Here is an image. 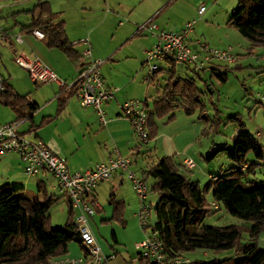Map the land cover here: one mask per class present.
Instances as JSON below:
<instances>
[{
	"label": "rangeland",
	"instance_id": "obj_1",
	"mask_svg": "<svg viewBox=\"0 0 264 264\" xmlns=\"http://www.w3.org/2000/svg\"><path fill=\"white\" fill-rule=\"evenodd\" d=\"M47 1L54 11L62 13L66 34L79 52L86 48L83 41L88 40L92 59L102 61L100 72L105 83L121 88L115 96L120 103L130 99L146 98L151 107V100L162 91L169 76L167 71H163L158 73L153 82L148 83L145 80L147 72L143 63L145 50L152 47L156 38L147 31L136 34L137 27L149 19H152V23L158 26L159 30L164 31H180L185 29L187 23L194 22L188 39H198L209 48L226 51L235 57L231 64L215 61L222 65L228 64L231 68L226 70L225 80L220 79L216 73L212 74L210 68L200 70L201 79H197V86L203 91L201 97L203 110L197 107L192 114H187L179 108L174 111V119L170 122H166L167 116L157 118L159 126L157 135L146 143L141 142L133 132L134 143L140 145L143 152L151 151L153 158L173 155L176 161L189 157L193 162V168L190 169L191 179L198 181L204 188L211 177L210 174H220L235 165L227 157L226 151L216 150L224 145L230 147L232 138L241 125L264 145V50L257 47L252 52L248 51V41L236 28L228 24L229 16L238 0ZM35 2L36 0H14L0 7V28L8 30V39L11 42L9 45L8 41H0V75L8 76V81L16 91L21 94L29 93L32 111L38 107L43 108L44 102L51 96L50 87L57 89L56 83H34L27 71L13 61L15 55L20 52L24 56H31L25 40L18 44L15 36L19 34V24L28 22V16L22 11L30 8ZM201 6L204 10L200 15L198 9ZM20 35L22 39L27 37L34 41L35 45L44 46L43 41L35 39L32 34ZM52 50L61 54L58 49ZM236 64L238 66L234 68ZM193 71L192 67L186 69L185 66H175L177 77L192 76ZM74 101L79 109L84 110L76 99ZM45 106V111L49 112L53 110L54 103L49 101ZM0 119L1 123L4 122L3 119H12V112L1 103ZM59 122L61 125V120ZM63 126L70 142L74 137H81V127L77 124L72 125L66 119ZM68 126L70 127L67 128ZM30 136L25 135L27 138ZM246 159L249 162L255 160L252 152L246 154ZM143 164L140 160L132 164L130 170L142 177ZM254 167V173L245 171L242 177L244 181L252 180L256 183L264 181V163L260 162ZM46 182L49 192L62 195L55 188V181L51 175L48 174ZM145 182L149 187L146 201L151 204L148 223L152 225L156 219L154 207L158 197L157 193L151 190L152 178L148 177ZM109 183L104 185L108 187ZM51 187H54L53 190ZM113 194L116 200L124 202L125 224L121 225L111 218L113 203L110 202V189H102L98 194V203L103 206V210L95 212L94 216L89 218V226L103 253L111 254L112 251H117L126 262L132 260L134 264H140L137 260L139 250L135 247L145 234L136 216L140 201L126 177L122 184L116 185ZM205 196L214 209L211 190L206 192ZM67 211L68 206L64 197L52 204L47 211L50 225L55 228L61 227L66 221ZM231 223L249 224L248 221L229 213L223 206L210 213L203 221L206 225ZM246 237L244 234L243 241ZM257 241L263 248L264 231ZM83 255L81 245L71 241L68 244V252L58 257L78 258ZM186 255L191 260L236 258L234 249L215 253L198 248Z\"/></svg>",
	"mask_w": 264,
	"mask_h": 264
},
{
	"label": "trees",
	"instance_id": "obj_2",
	"mask_svg": "<svg viewBox=\"0 0 264 264\" xmlns=\"http://www.w3.org/2000/svg\"><path fill=\"white\" fill-rule=\"evenodd\" d=\"M23 13L28 16V23L20 24V31L41 32L47 47L59 49L68 59L76 62L78 68H82L85 59L68 39L61 12L54 11L46 0H36ZM228 24L248 41V51L252 52L257 47L264 50V0H238ZM205 68H210L211 73H216L222 80L226 78V70L231 69L228 64L222 65L215 61ZM163 71H167L169 76L162 91L151 100V107L147 99L143 101L148 109V140L157 135V118L167 116L166 122H170L174 119V111L179 108L187 114H192L197 107L203 110V91L197 86V79H201L200 71H193L192 76L177 77L175 65L170 63L168 67H159L154 79ZM2 81L4 90L0 92V103L12 112L13 122L31 118L29 93H18L6 79ZM67 95H72V88L62 86L58 94L60 107ZM232 140L230 147L224 145L216 151H226L227 157L235 165L212 175L204 188L198 181L191 179L190 168L176 161L173 155L153 158L151 151L142 154V178H152L151 190L158 197L154 207L156 219L151 226L158 231L170 256L187 257L188 252L198 248L215 253L234 249L236 258H189V264H264V249L257 241L264 231V181L256 183L242 179L245 171L254 173V166L264 163V145L243 125ZM248 152H252L254 161L246 159ZM209 190L212 203L217 206L214 209L205 196ZM37 191L41 198L20 194L17 188L8 184L0 185V264H48L51 259L65 255L71 241L79 243L85 252L74 211L65 195L49 192L44 180L37 182ZM113 195L112 190L111 218L124 225V202L116 200ZM63 197L68 206L66 221L61 227L55 228L49 223L47 211ZM220 206L249 224H203L204 219ZM244 234L247 237L243 241ZM137 255L140 264H149L139 252Z\"/></svg>",
	"mask_w": 264,
	"mask_h": 264
},
{
	"label": "built area",
	"instance_id": "obj_3",
	"mask_svg": "<svg viewBox=\"0 0 264 264\" xmlns=\"http://www.w3.org/2000/svg\"><path fill=\"white\" fill-rule=\"evenodd\" d=\"M3 0H0V3ZM7 1V0H5ZM204 7L198 9L202 14ZM194 22L187 23L185 29L180 31L159 30L152 23V19L140 24L137 32H150L156 38L151 48L145 50L144 66L147 68L145 80L150 83L154 80L156 70L165 64L175 66L192 67L194 71H200L212 61H223L231 64L235 57L226 52L209 48L200 40L188 39V33ZM33 33L38 38L43 34L37 30ZM3 34L0 30V40ZM16 41L20 42L19 36ZM86 48L81 52L85 63L74 80L65 84L55 72L45 65L39 58H27L22 54L14 57V63L28 72L30 78L39 84L57 83L64 88H72V95L77 97L80 104L92 107L99 115L100 122L104 125L106 119L102 111V105L115 97L119 90L117 86H107L100 72L102 61L92 59L91 47L88 40L83 41ZM4 90V84L0 75V92ZM121 115L126 117L132 126L137 138L146 143L148 141V109L139 99H130L120 104ZM14 153L21 163L25 175L35 176L41 172H47L55 181V188L65 195L74 211L75 223L79 236L85 248L83 257L78 258H53L48 264H105L113 258V254L104 255L97 244L95 236L89 226V218L92 217L98 207L94 197L96 186L113 177L122 170L126 178L131 182L132 189L140 201V208L136 214L141 227L144 229V238L135 244L140 255L149 264H189L188 257L170 256L160 238L158 231L148 223L151 212V204L147 203L149 187L145 180L130 170V159L114 155L107 162L98 163L83 171L71 172L68 169L66 159L52 152L41 138L29 139L15 130V123H0V155ZM183 164L187 168L193 167L191 159H185ZM214 208L217 206L212 205ZM148 228V229H147Z\"/></svg>",
	"mask_w": 264,
	"mask_h": 264
},
{
	"label": "crops",
	"instance_id": "obj_4",
	"mask_svg": "<svg viewBox=\"0 0 264 264\" xmlns=\"http://www.w3.org/2000/svg\"><path fill=\"white\" fill-rule=\"evenodd\" d=\"M10 1L14 0L1 1L0 7L8 5L6 2L9 3ZM0 30L1 32L4 31V34L2 32L3 39L0 41H8L10 45L11 42L8 39V30L3 29L2 27L0 28ZM18 32L19 34H17L16 36H19L20 42L16 41L15 39L16 43L22 44L23 40H25L24 43L28 44L29 49L31 51V56H24L21 52L18 54H22L24 57L27 58H39L45 65H47L53 72H55L57 76L63 82H65V84L71 83L74 78L78 75L81 69L78 68L76 62L68 59L59 49L58 50L61 54H59L58 52H53L54 50L52 49L56 48L47 47L46 41L43 38H38L34 33L28 34H32V36H34V38L37 40L41 39L43 41L44 46L35 45V42L31 41L27 37H25V39H22L20 33L27 32L20 31V24ZM68 39L70 40L69 37ZM13 53L16 54L15 51H13ZM161 67L167 66L163 63L161 64ZM1 77L2 79H6L7 82L12 86V84L8 81V76L5 77L1 75ZM34 83L37 82L34 81ZM56 85L57 89L50 87L51 96L48 101L44 102V105L42 104L43 108L39 109L40 107H38L33 110L31 118L27 120L24 119L18 122H14L15 130L17 132L22 134L24 137L25 135L30 134L31 136L29 139L41 138L52 152L66 159L68 169L71 172L83 171L85 169L95 166L98 163L107 162V160L114 155H119L121 157L130 159L129 168L132 166V164L137 163L138 161L143 159L144 156L142 154L145 151L143 152V149L140 147V145L134 143L135 141L131 123L126 117L121 115V103L118 99H116V97L112 98L111 100L105 102L102 105V111L106 119V123L103 125L100 122L99 115L96 113V111L92 107L82 106L77 97H75L74 95H67L68 97L65 98L62 107H60L58 103V94L60 92L61 85L57 83ZM106 85L113 86L107 83ZM13 89L15 90L14 87ZM120 90L121 88H119L116 93H118ZM74 99L79 102V105L82 106L84 110L78 108L79 106L74 101ZM145 99H143L142 101H144ZM49 101L51 103H54V108L53 110H49V112H46L45 104ZM56 102L57 104H55ZM38 109L39 111L37 112ZM66 119H68V121L71 122L72 125L77 124L81 127V137H74L72 142H70V140L67 139L65 135V127L63 125L66 123ZM3 120V123L13 122L14 116L12 114V119ZM60 120L62 122L61 125L59 122ZM69 127L70 126H68L67 128ZM136 147L138 148L136 149ZM185 159H189V157H184L182 161L179 162L183 163ZM212 175L213 174H210V176ZM47 176V172H41L40 174L35 176L25 175L22 171L21 163L19 162L17 156L14 153L9 152L0 155V185L8 184L11 187H15L17 188V191L20 194L37 196L41 198L40 194L37 191V182L44 180L46 188H48L46 182ZM124 177H126L124 172L122 170H118L111 179L100 182L96 186L94 191V197L97 203L98 194L102 189H110L111 194V191L116 189V185L118 183L120 185L124 182ZM52 180L54 181L53 178ZM107 182H110V186L108 187L104 185ZM53 188L54 187H51L52 190ZM48 190L50 191L49 188ZM100 210H103V206L98 203L96 212H99ZM103 254L106 256L110 255L108 253ZM111 254H113V258L109 259L105 264H130L129 262L134 264L132 260L126 262L122 257H120L117 251H112Z\"/></svg>",
	"mask_w": 264,
	"mask_h": 264
}]
</instances>
